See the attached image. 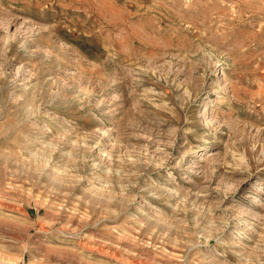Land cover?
I'll use <instances>...</instances> for the list:
<instances>
[{
	"label": "rangeland",
	"instance_id": "1",
	"mask_svg": "<svg viewBox=\"0 0 264 264\" xmlns=\"http://www.w3.org/2000/svg\"><path fill=\"white\" fill-rule=\"evenodd\" d=\"M0 264H264V0H0Z\"/></svg>",
	"mask_w": 264,
	"mask_h": 264
}]
</instances>
